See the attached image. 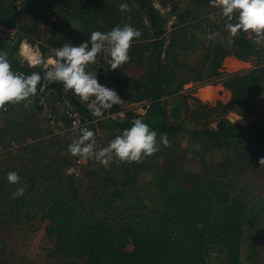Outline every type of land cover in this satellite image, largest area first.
<instances>
[{
    "label": "trees",
    "instance_id": "1",
    "mask_svg": "<svg viewBox=\"0 0 264 264\" xmlns=\"http://www.w3.org/2000/svg\"><path fill=\"white\" fill-rule=\"evenodd\" d=\"M157 1L162 7L170 8L167 14L161 13L154 0H65L67 17L79 20L78 25L68 24L73 38L80 36L90 41L93 31L108 32L115 26L128 24L127 20L142 35L133 42L131 59L121 68L110 70L106 62L110 57L105 61L102 56L88 68L91 72L96 70L99 83L108 81L109 88L124 100L122 105L107 110L103 118H96L86 104L78 103L71 92H64L56 83L48 85L57 95H53L52 100L70 101L89 130L96 134L97 149L107 146L98 144L101 131H107L114 139L130 128L135 119L143 120L158 135L167 134L171 138L188 134L210 139L207 144L210 149H229L237 142L264 144V109L257 122L247 125L225 116L229 107L244 109L262 96L264 65L225 76L224 86L232 92L233 101L216 105L223 107L225 113L215 127L202 124L200 128L190 129L172 120L165 97L180 94L184 83L190 81V77L181 81L179 69L188 67L195 79L217 77L221 75L219 68L228 54L234 53L243 60L255 52L262 54L263 49L243 32L231 41L216 37L208 46L197 42L198 37L189 33L188 27H202L197 21L198 9L209 3L212 5L211 0H192L194 5L179 13V23L175 25L170 22L175 13L178 15L180 0ZM122 3L128 4L132 11L122 12L119 7ZM20 14L21 11L12 9L11 5H0V16L10 19L8 21ZM8 21L2 23L10 25ZM225 24L226 20L224 27ZM7 39L0 37V51L7 53L12 69L26 75L32 72L43 75L41 69L21 63L16 55L20 41ZM66 39L68 36L63 34L58 44ZM198 44L206 48L204 63L197 67L182 63L186 53ZM41 50L42 54L48 51L45 45ZM144 100L147 102L143 104V114L127 112L126 118L113 117V113L130 102ZM0 117V143L4 144L3 139L8 136L10 143L5 145L10 144L12 148H7L15 149L14 141L20 144L15 153L10 151L11 155L7 154L9 157L0 162V264H13L11 258L17 259L15 250L11 251L13 255L6 254L9 239L2 237L1 232L11 235L15 230L18 232L22 224L26 230H33L38 223H46L48 243L42 250L52 264H240L248 205L232 193V188H227L224 176L186 171L179 164L182 158L171 154L168 164L164 165L166 172L159 178L161 192L157 198L152 195L146 201V197L137 194L140 187L132 184L145 166L144 160L113 162L107 168L101 164V169L91 170L90 180L82 188L75 171L61 180L53 176L54 167L63 171L70 165V160L61 156L63 145L55 131L49 136L52 143L49 140L48 151L40 148L34 152L32 145L23 143L30 134L32 138H42L41 128L29 129L11 109L2 111ZM62 120L59 122L66 131H79L69 130L71 118L67 114H63ZM35 132L39 133L37 137ZM56 144H59L57 148ZM52 147L55 154L49 153ZM9 172L19 174L20 184L8 182ZM18 187L24 188V194L14 198ZM216 251L225 254L220 258L223 261H212Z\"/></svg>",
    "mask_w": 264,
    "mask_h": 264
},
{
    "label": "rangeland",
    "instance_id": "2",
    "mask_svg": "<svg viewBox=\"0 0 264 264\" xmlns=\"http://www.w3.org/2000/svg\"><path fill=\"white\" fill-rule=\"evenodd\" d=\"M64 1L65 0H0V5H11L12 9L21 11L20 16L12 21H8L10 19L7 20L5 17L0 16V37H7L8 41L11 39L13 41L19 40L20 43L21 41L27 40L39 54L40 52L41 54L43 53L41 46L45 45L48 49L45 54H42L45 59L51 55L49 50L52 51L53 49L60 48L65 43L78 46L82 42H85V40L80 36L73 38V34L69 33L68 24L78 25L79 20L67 17L63 5ZM154 3L163 14H167L170 10V8L162 7L157 0H154ZM192 5H194L192 0H180L179 6L181 8L177 10L178 15H176V13L173 15L170 25L178 24L179 13L186 8H190ZM198 12L200 14L197 17V21L202 27H188V32L195 33L196 37H198L197 42L201 41L207 43L208 46L209 42L212 40L210 37L217 33L219 34L217 38L223 37L230 41L233 39L226 27L223 26L225 18H223L219 8L209 3L208 5L200 7ZM61 16L63 17L62 20H60ZM213 16L215 19L210 18ZM4 21H8L11 26L6 25V23L3 24L2 22ZM127 22L132 26L129 20H127ZM188 24L191 23H187V25ZM203 29L205 30L202 31ZM169 30L171 29L169 28ZM63 34L67 35L68 39H66L63 44L59 45L58 42ZM255 45L263 49L262 54H260V52H255L253 55L243 60L238 59L234 53L228 54L223 59L219 68L221 75L217 77L195 79L193 77L194 72L188 70V67L179 69L182 74L181 78H183L181 81L186 80V77H190V81L184 83L182 90H180V94H170L165 97L168 105V112L172 120L190 129L200 128L202 124H208V126L212 128L215 127L219 117L222 113H225L223 107L216 105L219 102H221L222 105H227L233 101L232 92L224 86L225 76H227V74L255 69L264 65V45L257 43H255ZM205 53L206 48H204L203 45H194L181 61L187 66H201L205 60ZM16 55L22 64L28 65L29 67L31 66L20 56L19 47ZM99 56H102L105 61L109 58L106 53H102V55ZM98 59L99 58H97V60ZM34 68H39L43 71V68L39 66ZM144 69L146 71V67H144ZM95 72L96 70H93V73ZM195 73L197 74V72ZM56 84L63 89L61 83ZM102 85L109 88L107 80H104ZM53 95L57 96L56 92L52 89L41 92L38 86L37 95L31 98V104L26 105L25 103H21L19 105H8L7 110L11 109L17 119L24 121V125H27L29 129L41 128V133L43 134L40 137L42 138L35 139L32 138L33 134H30L26 142L23 143V145H32L34 152L40 148H43L45 152H47L49 140L52 139V137L49 138V136L54 135L53 131H55V134L60 136L59 138L61 141L59 143L63 145L61 156L69 159L70 165L65 166L66 169H63V171H59L54 167V169H52V173L55 172L53 175L54 178L61 180L69 174V172L75 171L77 173L78 183L82 188H85L86 183L90 180L91 170L101 169L102 165L93 160H81L70 154L68 146L80 133L77 130L66 131L65 128L63 129V125L59 120L63 119V114H65L69 107V100H66L64 103H60L58 100L53 101ZM263 101L264 87L262 96L258 98L254 105L251 104L244 109L236 106L229 107L226 110L225 116L240 125L255 123L260 119L263 113ZM145 102H147V100L130 102L128 105L120 108L119 111L113 113V117L126 118L127 112H132V114L134 113L137 115L143 114L145 112L143 107ZM1 112L2 111H0V113ZM38 134V132H35V137H37ZM99 135V145H106L112 140V136L107 131H101ZM160 135L157 137L158 140ZM4 138L3 140L5 143H10L8 136ZM167 138L170 141V147H163V145H161V150L159 152L144 159L143 163L145 162V166L136 174L135 183H132L140 187L137 194L146 197L144 198L146 201H148L147 198L152 195H156L157 198V195L161 192L158 187L159 178L166 172L164 165L168 164L171 154H176L182 158L183 162L179 164L183 165L186 171L214 177L224 176L228 183L227 188H232V193L237 194L241 199L246 201L248 205L241 243L240 264H264V166H261L259 163L260 159L264 158V144L237 142L235 146L229 149H210L207 146L210 139L197 138L189 136L188 134L186 136L184 134ZM37 140L39 141L37 142ZM174 142L175 144L179 143V146L175 145ZM5 143H0V162L7 159L9 157L8 155H11L10 151L15 153L17 151L16 147L20 146L19 143L14 141L12 146H14L15 149H11L12 147L10 144L5 145ZM211 144L213 146V143ZM58 145L59 144H56L55 148H57ZM51 149H53V147ZM51 152L55 154V149L49 151V153ZM103 173L104 172H101V174ZM96 190L98 191L99 187H97ZM160 201L162 202V200ZM23 225L24 224H22L19 231L26 230L24 228L25 225ZM36 229L31 230L35 231ZM18 232L15 230V232L13 231V233L9 235L10 233L7 231H3L1 234L2 237L6 236V239H8L7 237L9 235V237H12V239L14 238L15 241ZM40 242H43L44 246L47 245L48 238L45 233ZM41 243L39 244L41 245ZM215 248H217V250L219 249V247ZM212 255L215 256L214 259H212L213 262H221L223 260L220 258L225 257L224 253H218L217 251Z\"/></svg>",
    "mask_w": 264,
    "mask_h": 264
},
{
    "label": "clouds",
    "instance_id": "3",
    "mask_svg": "<svg viewBox=\"0 0 264 264\" xmlns=\"http://www.w3.org/2000/svg\"><path fill=\"white\" fill-rule=\"evenodd\" d=\"M211 3L221 10L230 36L235 37L243 32L254 43L264 45V0H211ZM119 7L122 12L132 11L126 3ZM210 18L215 19L214 16ZM141 35L140 30L130 24L115 26L108 32L93 31L90 41L78 46L65 43L62 47L53 49L47 59L27 40L21 41L20 56L32 67L43 68V75L38 72L30 75L15 72L7 53L0 51V111H7L8 105L31 104V98L37 95L38 86L43 92L49 90V84L61 83L63 91L71 92L78 103L86 104L93 117L103 118L107 110L122 105L124 100L114 89L99 83L96 72L88 71V68L97 63V58L102 53L110 57L106 61L110 70L121 68L130 61L129 53L133 42L138 41ZM218 35L214 34L210 39H215ZM79 133L68 146L70 154L81 160H93L106 168L113 162H142L159 152L161 145L171 146L167 134L160 135L158 140V133L141 119L133 120L130 128L99 149L94 131L83 127L79 129ZM259 163L264 166V158ZM7 180L11 184H20L21 177L16 172H9ZM23 194L24 188L18 187L13 197Z\"/></svg>",
    "mask_w": 264,
    "mask_h": 264
},
{
    "label": "crops",
    "instance_id": "4",
    "mask_svg": "<svg viewBox=\"0 0 264 264\" xmlns=\"http://www.w3.org/2000/svg\"><path fill=\"white\" fill-rule=\"evenodd\" d=\"M37 227L35 231H19L16 234L15 241L12 237L8 238L9 240L6 242L8 247L5 249L7 251L6 254L13 255L11 251L14 250L17 253L15 254L17 259L11 258V261H14L13 264H52L46 260V253L42 250L46 245L44 246L43 242H40L45 233L46 223H38ZM9 264L12 263L10 262Z\"/></svg>",
    "mask_w": 264,
    "mask_h": 264
},
{
    "label": "built area",
    "instance_id": "5",
    "mask_svg": "<svg viewBox=\"0 0 264 264\" xmlns=\"http://www.w3.org/2000/svg\"><path fill=\"white\" fill-rule=\"evenodd\" d=\"M41 54V52H40ZM17 72V71H16ZM20 73H24L21 71ZM26 75V73H24ZM68 102V108L65 114H67L71 118V126H69V130L71 129H80L81 127H87L86 124L82 121L79 112ZM88 128V127H87Z\"/></svg>",
    "mask_w": 264,
    "mask_h": 264
}]
</instances>
